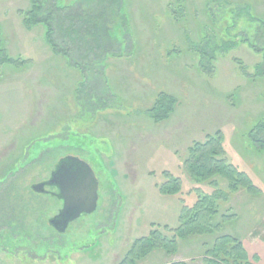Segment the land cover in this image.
<instances>
[{"label":"rangeland","instance_id":"obj_1","mask_svg":"<svg viewBox=\"0 0 264 264\" xmlns=\"http://www.w3.org/2000/svg\"><path fill=\"white\" fill-rule=\"evenodd\" d=\"M98 1L77 3L96 12ZM31 4L0 0L1 50L11 60L0 63V264H119L151 229L170 236L195 198L182 169L186 149L217 130L229 162L259 192L240 188L221 210L235 216L216 232L177 238L174 253L151 249L136 264L200 263L220 235L240 239L250 260L264 264V146L254 131L264 122V73L256 75L264 24L252 19H264V0H123L125 22L120 14L111 28L114 53L82 67L84 82L52 50L43 24L24 23L19 11ZM229 19L242 42L217 50ZM213 48L208 75L199 54ZM164 96L175 103L160 117L165 100L152 108ZM66 155L92 167L98 203L58 233L50 220L60 200L31 185ZM174 177L179 189L168 192L163 185Z\"/></svg>","mask_w":264,"mask_h":264},{"label":"trees","instance_id":"obj_2","mask_svg":"<svg viewBox=\"0 0 264 264\" xmlns=\"http://www.w3.org/2000/svg\"><path fill=\"white\" fill-rule=\"evenodd\" d=\"M77 1L68 2L65 0L63 4H60V0H32L28 10L19 12L23 15L26 25L43 24L45 26L46 38L52 50L64 56L70 67L79 70L84 82L86 77L82 72V67L101 64L106 55L114 53L116 45L112 39L111 28L116 16L123 14V0H99L98 5L101 8L96 12L87 11ZM233 11L235 12L236 9L230 10V14ZM121 18L125 22V14ZM252 19L264 24L262 18L252 17ZM234 22L233 19H229L227 26L221 28V38L216 45L217 50L222 47L227 48L229 43L232 44L230 45L232 47L242 42L237 35H230ZM226 40L229 41L228 44H226ZM215 51V48L211 52L202 50L201 56L199 54L200 70L208 75H212L215 69L212 64ZM0 56V63L11 61L1 50V39ZM256 70V75L263 74L264 65H257ZM163 101L166 108L160 117H166L175 103L172 96H164L162 99L156 100L157 103H154L152 110H155L159 103L164 105ZM254 131L255 141L259 146H264V122L258 121L254 126ZM182 169L189 177L191 182L189 191H193L195 198L188 205H182L178 226L174 230L170 228V236L164 232L165 230L151 229L146 236L136 239L131 244L119 264H136L139 259L147 256L150 250L155 248H162L167 253H174L177 249V238L198 233L216 232L221 226V220L235 216V213L229 211L231 208L226 209L225 213L221 212L222 208L231 200L232 194L240 188H244L249 193L259 192L258 187L248 176L243 172H238L236 167L229 162L221 130L206 135L203 141L192 142L186 149V158L182 161ZM170 180L172 184L168 185L166 182L163 185L167 187L165 190L168 192L177 191L180 178L174 177ZM223 182L225 185H222ZM204 185L212 187V191L206 190ZM223 186H226V189L222 188ZM164 188L162 187V189ZM227 211L229 212L227 213ZM173 231H175L174 234ZM205 253L202 261L197 264H254L253 261L256 260L255 256L251 261L240 239L230 235L217 236ZM168 264L187 263L175 261Z\"/></svg>","mask_w":264,"mask_h":264},{"label":"water","instance_id":"obj_3","mask_svg":"<svg viewBox=\"0 0 264 264\" xmlns=\"http://www.w3.org/2000/svg\"><path fill=\"white\" fill-rule=\"evenodd\" d=\"M46 186L55 187L51 193L61 201V208L50 224L58 233H64L70 222L97 209L98 179L92 167L82 158L66 155L52 168L49 177L31 185V190L47 194Z\"/></svg>","mask_w":264,"mask_h":264},{"label":"flooded vegetation","instance_id":"obj_4","mask_svg":"<svg viewBox=\"0 0 264 264\" xmlns=\"http://www.w3.org/2000/svg\"><path fill=\"white\" fill-rule=\"evenodd\" d=\"M45 188H46V190L48 191L47 194H51V193H53V192H57V189H56L55 187H48V186H46ZM60 202H61V201H60Z\"/></svg>","mask_w":264,"mask_h":264},{"label":"crops","instance_id":"obj_5","mask_svg":"<svg viewBox=\"0 0 264 264\" xmlns=\"http://www.w3.org/2000/svg\"><path fill=\"white\" fill-rule=\"evenodd\" d=\"M254 264H259V262H256V263H254Z\"/></svg>","mask_w":264,"mask_h":264}]
</instances>
